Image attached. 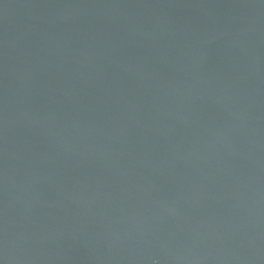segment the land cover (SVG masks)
<instances>
[{"label": "water", "instance_id": "95a60500", "mask_svg": "<svg viewBox=\"0 0 264 264\" xmlns=\"http://www.w3.org/2000/svg\"><path fill=\"white\" fill-rule=\"evenodd\" d=\"M0 264H264V0H0Z\"/></svg>", "mask_w": 264, "mask_h": 264}]
</instances>
